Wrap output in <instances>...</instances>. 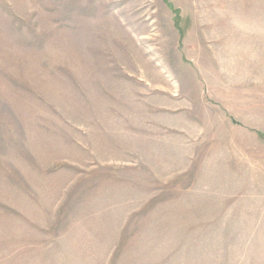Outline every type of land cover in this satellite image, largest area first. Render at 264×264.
I'll return each mask as SVG.
<instances>
[{
	"label": "rangeland",
	"instance_id": "obj_1",
	"mask_svg": "<svg viewBox=\"0 0 264 264\" xmlns=\"http://www.w3.org/2000/svg\"><path fill=\"white\" fill-rule=\"evenodd\" d=\"M0 264H264V0H0Z\"/></svg>",
	"mask_w": 264,
	"mask_h": 264
}]
</instances>
